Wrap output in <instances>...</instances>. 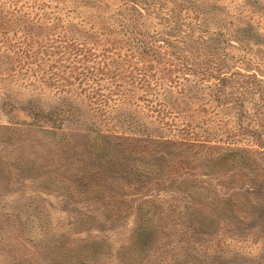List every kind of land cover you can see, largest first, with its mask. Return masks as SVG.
Instances as JSON below:
<instances>
[{"label":"rangeland","instance_id":"rangeland-1","mask_svg":"<svg viewBox=\"0 0 264 264\" xmlns=\"http://www.w3.org/2000/svg\"><path fill=\"white\" fill-rule=\"evenodd\" d=\"M1 25L0 264L165 263L216 190L236 232L178 264H264V0H0ZM84 162L99 187L65 173Z\"/></svg>","mask_w":264,"mask_h":264},{"label":"trees","instance_id":"trees-1","mask_svg":"<svg viewBox=\"0 0 264 264\" xmlns=\"http://www.w3.org/2000/svg\"><path fill=\"white\" fill-rule=\"evenodd\" d=\"M5 23V22H3ZM6 25V24H5ZM102 24H96L94 22H90L88 25V28L94 29V34H100V33H108L109 31L106 28L101 27ZM186 25V24H183ZM4 25L0 26V33L4 32ZM94 27H98V30H96ZM142 37V36H140ZM236 42H239L241 40L234 39ZM83 42V40H81ZM162 42H165V40H162ZM142 49V47H140ZM145 50L150 48L149 44L144 45ZM159 48H162L160 44H156L155 48H152L151 51H159ZM247 59V58H246ZM179 60V59H178ZM180 63V62H179ZM240 66L246 71V73H243L239 70V73L245 76H252L255 80H261V77L257 76V65L250 64L241 61ZM247 66H252L253 68L251 70L247 69ZM249 72V73H247ZM100 138L104 139L106 138L104 134L98 135ZM106 140V139H104ZM96 143H98L96 140H94ZM157 142H167L166 139H159ZM106 144H103V148ZM107 150V147H105V151ZM240 157V160L242 158H245L242 160L243 162L246 161L245 164H251L248 160V156L246 154H238ZM106 158L108 156L106 155ZM118 157L116 158H108V163H104V166H108L109 170L108 173L114 175L116 173H126V170H122L118 166L119 162ZM179 166H182L185 168L183 171L178 172L176 174V177H179L182 173H189L191 174V168L187 165L188 161H185V163L179 159L178 160ZM171 165V163H170ZM118 167V168H117ZM65 173L68 175V178L76 184L77 187H87L89 183L93 182L95 183L93 187H99V182L101 181L98 176H96V172L99 170L98 167H94L92 165H89V163H82L81 166H75V165H69L64 167ZM176 173L177 170H174ZM169 175V174H168ZM72 178V179H71ZM160 178V177H155ZM131 183V182H129ZM249 185H257V187L253 188L259 189L260 185L258 183H252ZM247 185V186H249ZM250 187H247L249 190ZM219 190H216L214 192V199L213 200H205L201 197L193 196L189 200L184 199L183 202V209L184 212L181 217L178 216L179 222L183 225V228L181 230H174L173 232H160V243H157L155 245L154 253V259H157V261H160V259H164L165 263L161 264H178L182 262L183 260L185 262H191L193 260V256L199 255L197 254L198 251H203L204 253L209 254L210 256H215V254H222L223 248L220 243L223 242V239H221V236H225L226 234H232L233 232H236V229L232 227V223H230V218H225L223 215H218L217 210H221V204L223 203L224 199L227 198V196L224 194V192H218ZM186 198V197H185ZM196 198V200H193ZM205 204L208 208H200L199 206ZM261 207L258 208V213L262 214L264 212V200L260 202ZM169 206V205H168ZM171 206V205H170ZM211 207L213 210H211ZM175 206H171L170 213L173 212ZM190 210H197L198 213L191 214ZM169 214V211H166L164 216L167 219V216ZM221 217V218H220ZM229 217V216H228ZM227 221V222H226ZM225 222V223H224ZM216 224L225 226L222 231L219 230V227L216 226ZM170 231V230H169ZM173 238L175 240L171 241ZM174 245H177L175 252L181 254V257L178 256V254L173 253L172 251H168L174 247ZM59 246V245H58ZM183 246V247H182ZM167 255H172L174 259H166L165 257ZM54 259V258H53ZM23 260L26 261L25 258ZM28 260V259H27ZM176 260V261H175ZM198 261V260H197ZM77 262H82L81 260ZM47 263V262H46ZM50 264H62L60 260L58 262H52L50 261ZM154 264H157L155 262ZM196 264H204L202 262H196ZM249 264V263H247Z\"/></svg>","mask_w":264,"mask_h":264}]
</instances>
